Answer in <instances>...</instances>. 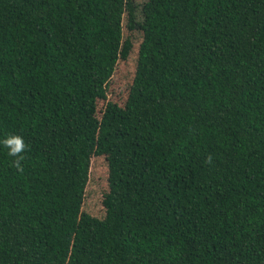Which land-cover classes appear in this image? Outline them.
Segmentation results:
<instances>
[{
    "label": "trees",
    "instance_id": "trees-1",
    "mask_svg": "<svg viewBox=\"0 0 264 264\" xmlns=\"http://www.w3.org/2000/svg\"><path fill=\"white\" fill-rule=\"evenodd\" d=\"M8 135L0 264H264V0H0Z\"/></svg>",
    "mask_w": 264,
    "mask_h": 264
},
{
    "label": "rangeland",
    "instance_id": "rangeland-1",
    "mask_svg": "<svg viewBox=\"0 0 264 264\" xmlns=\"http://www.w3.org/2000/svg\"><path fill=\"white\" fill-rule=\"evenodd\" d=\"M117 81L115 83H120L122 84V82L128 78L131 77V75L129 73H122L121 69H118L117 72ZM117 86V87H116ZM116 87V91H119L120 89H122L121 87H119L118 84L115 85ZM124 89V88H123ZM102 103H99V107H101ZM97 165L95 164V167ZM102 169H104L101 172H96V174L101 175L100 176H94L92 179V183L89 189V196L86 200V211L90 214H93L95 217H99V218H104L105 216V211L102 207V193L98 187V182L100 181L101 178L105 177V173L106 172V168L103 167ZM99 170V168H98ZM100 178V179H99Z\"/></svg>",
    "mask_w": 264,
    "mask_h": 264
},
{
    "label": "clouds",
    "instance_id": "clouds-1",
    "mask_svg": "<svg viewBox=\"0 0 264 264\" xmlns=\"http://www.w3.org/2000/svg\"><path fill=\"white\" fill-rule=\"evenodd\" d=\"M3 147L7 149V155L13 157V166L19 171H23L22 161L25 157L22 155L28 150V146L25 144L23 137L19 135H8L2 141ZM208 163L211 162V157L207 158Z\"/></svg>",
    "mask_w": 264,
    "mask_h": 264
}]
</instances>
